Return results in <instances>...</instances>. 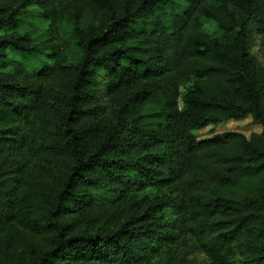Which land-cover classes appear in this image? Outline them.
<instances>
[{
    "label": "trees",
    "instance_id": "trees-1",
    "mask_svg": "<svg viewBox=\"0 0 264 264\" xmlns=\"http://www.w3.org/2000/svg\"><path fill=\"white\" fill-rule=\"evenodd\" d=\"M263 61L264 0H0V264H264Z\"/></svg>",
    "mask_w": 264,
    "mask_h": 264
},
{
    "label": "rangeland",
    "instance_id": "rangeland-1",
    "mask_svg": "<svg viewBox=\"0 0 264 264\" xmlns=\"http://www.w3.org/2000/svg\"><path fill=\"white\" fill-rule=\"evenodd\" d=\"M204 29L206 32L214 33L218 29V25L213 20H203ZM257 41V38H254ZM255 50H258L257 44L255 45ZM264 64V61H263ZM39 64H32L33 67H38ZM183 104L181 103V106ZM262 130V125L256 122L251 115L246 116L242 119H228L218 125H209L203 129L195 131L196 136L200 138H205L215 134L223 133L226 131H239L244 133L246 136H250L254 132H260ZM192 257H196L202 264H212L210 258L201 251L194 250Z\"/></svg>",
    "mask_w": 264,
    "mask_h": 264
}]
</instances>
